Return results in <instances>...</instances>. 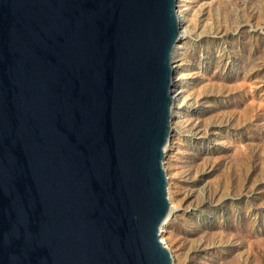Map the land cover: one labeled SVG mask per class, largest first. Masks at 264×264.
<instances>
[{"label": "water", "instance_id": "95a60500", "mask_svg": "<svg viewBox=\"0 0 264 264\" xmlns=\"http://www.w3.org/2000/svg\"><path fill=\"white\" fill-rule=\"evenodd\" d=\"M177 0H0V264H173Z\"/></svg>", "mask_w": 264, "mask_h": 264}, {"label": "rangeland", "instance_id": "374dc122", "mask_svg": "<svg viewBox=\"0 0 264 264\" xmlns=\"http://www.w3.org/2000/svg\"><path fill=\"white\" fill-rule=\"evenodd\" d=\"M165 168L174 264H264V0H181Z\"/></svg>", "mask_w": 264, "mask_h": 264}, {"label": "bare ground", "instance_id": "6f19581e", "mask_svg": "<svg viewBox=\"0 0 264 264\" xmlns=\"http://www.w3.org/2000/svg\"><path fill=\"white\" fill-rule=\"evenodd\" d=\"M180 3H181V0H177L176 1V6H177V13H178V19H179V27H180V32H179V41H180V39L184 36V35H186V33H187V30H183L182 29V24H183V15H182V13H181V11H180V9H179V7H181L180 6ZM179 41H178V43H176L175 44V46H174V48H173V51H172V67H173V62H174V59L179 55V54H181V51L179 50V49H181L182 47H180V44H179ZM172 105H171V121H170V127H171V131H170V134H169V138H168V140H167V143H166V145L164 146V148H163V152H164V158H163V161H162V163H163V168H164V170L166 171V168H165V159H166V154H167V148H168V146H169V142H170V138H171V133H172V119L174 118L173 117V115H174V113H176L175 112V107H176V103H175V101H176V96H178L179 95V93H178V91L177 90H175V89H173V87H172ZM167 179H168V175H167V172H166V181H167ZM167 186V185H166ZM167 198H168V200H169V196H168V191H167ZM169 203H170V205H171V210H170V212H169V214H168V216H167V218L165 219V222H164V224H163V226L166 224V222L168 221V219H169V217H170V215H172L171 213H172V211L174 210V206H173V204H171V202L169 201ZM163 226L161 227V229H160V240L166 245V243H165V241L161 238L162 236H161V233H162V230H164L163 229ZM167 246V245H166ZM169 249V248H168ZM171 251V250H170ZM172 258H173V256H172ZM173 264H174V258H173Z\"/></svg>", "mask_w": 264, "mask_h": 264}]
</instances>
